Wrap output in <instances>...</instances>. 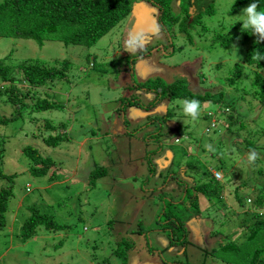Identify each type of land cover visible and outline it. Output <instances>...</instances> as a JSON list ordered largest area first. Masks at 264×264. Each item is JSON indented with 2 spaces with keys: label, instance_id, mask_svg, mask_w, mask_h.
<instances>
[{
  "label": "rangeland",
  "instance_id": "rangeland-1",
  "mask_svg": "<svg viewBox=\"0 0 264 264\" xmlns=\"http://www.w3.org/2000/svg\"><path fill=\"white\" fill-rule=\"evenodd\" d=\"M234 2L214 0L213 12L204 15L198 23L202 27L197 26L192 37H186V29L181 36L168 30L172 43L168 37L161 39L163 31L157 8L143 0L135 2L132 11L91 46L64 44L54 38L39 45L32 39L0 36V58L12 52L13 64L27 59V62L60 69L63 60L69 62L67 78L56 80L51 89L42 87L37 95L25 99L33 104L37 98H45L43 93L48 92L64 106L63 109L25 112L8 123L0 122V139L4 143L2 169L14 175L13 195L6 213L8 223L0 231V264H122L123 256L127 257L128 264H146L152 259L156 263L166 260V264H235L225 260L224 254H213L210 250H216L224 242H240L245 238V228L241 224L244 220V224L248 223L250 211L246 203L235 201L234 195L239 190V195L249 196V204L254 206L255 197L262 189L264 100L254 91L253 72L248 66L237 81L228 83L234 63L244 64L246 49L252 40L242 42V35L237 31L244 19L242 9L250 3L233 12L230 7ZM171 6L178 24L170 25L165 18V26L168 29L188 27L180 24L177 1ZM139 33L145 34L143 47L150 53L147 56L140 53L135 63H128L127 56L131 54L128 41ZM216 37L218 41L232 38L229 48L212 46ZM154 42L161 44L156 47ZM121 55L126 58L120 61ZM133 66L136 71L144 67L145 72L129 75L132 71L129 68ZM157 75L168 83L181 77L188 81L194 93L224 90L223 102L210 103L209 107H234L236 121L228 130V119L222 113L217 129L205 133L208 119L202 118L201 112L199 118L193 120L184 114L182 102L167 101L170 106L174 102L179 104L177 112H182L183 116H173V121L185 126V136L180 143L173 141L170 145L173 159L169 165H163L162 153L151 154L149 160L146 158L151 164L150 172L145 161L135 158L152 149L151 145L143 143L142 135L147 137L149 132L153 133L155 125L143 127L142 120L132 122V109L125 112L131 122H125L121 106L124 103L127 108L125 103L134 100L126 95L129 91L144 87L137 85L125 89L128 79L137 76L146 80ZM143 93L147 96L138 93L141 100L152 95ZM139 100L137 96L134 101L140 107ZM12 110V106L0 102L1 116H8ZM143 112L139 111L141 116ZM244 119L247 131H251V135L244 133V136L252 139L255 146L230 155L226 151L237 149L227 140H232L233 132L239 130ZM61 133L62 138L48 141ZM167 138L161 140L164 149L173 140L170 136ZM27 146H34L54 159L56 180H50L49 175L30 173V160L23 153ZM251 151L258 154L255 163L248 162ZM219 159L224 161L225 168H215ZM159 160L158 165L152 164ZM211 162L213 170L222 175L225 207L220 209L217 206L222 204H212L211 208H206L211 201L200 196L199 212L186 222L188 243H172L173 233L163 211L166 209L169 214L185 210L181 197L184 186L190 183L186 179L191 180V175ZM96 166H100L105 175L90 186L88 176ZM180 172L190 177L185 179ZM8 181L0 180V187L10 183ZM191 190L189 193L193 194ZM33 204L51 215L62 228L46 229L41 225L35 235L23 241L19 237L20 225L30 215L27 206ZM255 208L251 210L253 214ZM125 240L135 241V245L125 250L120 243Z\"/></svg>",
  "mask_w": 264,
  "mask_h": 264
},
{
  "label": "trees",
  "instance_id": "trees-1",
  "mask_svg": "<svg viewBox=\"0 0 264 264\" xmlns=\"http://www.w3.org/2000/svg\"><path fill=\"white\" fill-rule=\"evenodd\" d=\"M139 1L141 0H2L0 1V36L7 35L32 39L39 45L43 44L45 40L54 38L60 40L64 44L91 46L117 23L123 20L132 11L134 3ZM143 1L149 2L157 8L160 13L159 20L164 25H167L164 22L165 18L168 19V23L170 25L178 24L177 16L172 15L171 12L172 3L177 1L179 8L178 14L181 19L180 24L190 27L189 31H191V37L193 32L197 31V26L202 27L198 23L203 20L204 15L213 12L212 5L214 2V0H180V3H178V0ZM252 2L253 0H235L234 4L230 8L233 12H236L245 6L246 3ZM255 2L258 4L257 10L264 11V0H255ZM181 14L183 15L181 16ZM186 28L187 27H179L180 30H184ZM237 31L242 35V42H245L250 38H252V40L247 46L244 64L237 62L234 63L232 74L228 78V83L232 84L237 81L244 71L245 66H248L253 72L251 77H253L252 83L255 87L254 91L257 93L259 99L264 100V60L258 62L251 59V56L254 54V49H259L261 53H264V41L257 44L256 35L246 32L241 26L237 28ZM200 34L201 33H199V35ZM201 37H203V34H201ZM226 38V40L218 41L216 37L212 40L211 45L214 46L218 44L224 49H228L232 38ZM155 46L158 47L159 45L157 44ZM141 51L143 54L141 56H146V54L148 55L149 53L145 52L146 50ZM130 58L127 60L128 63L131 62L133 64L137 61V57L135 56H131ZM26 60H22L16 64L11 63L12 52L8 53L3 58H0V102L2 104H9L13 108L12 112L8 116L0 115V122L8 123L13 121L14 119L22 117L25 112L31 114L33 112L47 111L51 109L59 110L64 108V106L58 103V101H55L52 98V94L48 92L43 93L45 98H37L33 104L25 102V99L29 96L37 95L40 92L38 91L40 88L46 86L51 89V86L56 80L67 78L66 70H68L69 62L67 60H63L61 62L63 67L57 69L54 66L50 67L39 63H33V61L27 62ZM121 60L122 59H120V61ZM219 65L221 64H218L217 66ZM132 74L134 73L132 72ZM136 75H138V73H136ZM136 78L141 81L137 76ZM183 81L184 79L179 77L171 83H165L163 79L157 75L150 78L147 77L146 81L140 83L136 80L134 85L135 88L137 85H142L147 90L157 88L160 99L178 101L183 104L185 101L193 100L199 101L200 105H206L209 103L220 104L224 100L225 93L222 89L215 92L205 90L203 93H194L188 86L187 82ZM202 81L204 80L201 79V82ZM22 86L24 87L22 88ZM144 87H140L138 89ZM31 91L32 93H30ZM125 99L126 98L124 97L123 100ZM156 99H159V97ZM134 100L126 102L125 105L128 106L129 104H136ZM178 107L179 104H176V102H174L172 108L168 107L167 114L164 115L165 117L161 118V127L155 128L153 133L152 131L151 133L149 132L147 137L144 136V141H148V144L146 145H151L152 149L141 154L137 157L138 159L141 158L142 161H145L148 164L147 159L149 160L151 154H157V151L161 150L158 153L163 154L164 160L167 159L165 157V151L166 153L170 152L172 154L169 150L171 147L170 145L173 141L175 143H180L181 138L185 136V126L176 120L173 121V116H183L182 112H177ZM203 110L206 109L203 108L200 111L201 117L208 119V123L204 129V131L208 130L206 133L217 129L212 128L218 127L219 116L222 113L226 114V118L228 119V130L230 129V124L236 121L235 109L232 106L229 107V105H223L221 109L213 110V115H208V113ZM124 121L129 122V119L124 116ZM172 121L173 124H171ZM213 121L217 122V124H214ZM153 123L154 122H149L146 123V125L149 127L150 124ZM250 132L251 131H247L246 120H242V125L239 127V130L233 132L232 140H227L231 143L232 148L237 150L226 151V153L234 156V152H240L241 150L244 151V148L245 150H250L254 147L255 144L252 139L244 136V133L247 135L250 134ZM116 134L118 135L119 131H116ZM111 135L115 134L111 132ZM62 136V133L57 136H51L48 141L54 142L55 140L52 139H60ZM168 136L173 138V140L170 141L167 148L164 149L161 140L167 138ZM151 137H155V139H151ZM150 140L154 141L150 142ZM3 144V141L0 139V180H9L8 182L10 183L0 187V231L8 223L6 213L10 209L9 201L13 195L12 179L14 176L5 173L2 169L1 158L4 150ZM155 145L159 146L156 147ZM189 148L190 145H187L186 149ZM206 150H209V147H206ZM23 153L30 160V173L37 176L49 175L50 180H56L55 177L57 173L53 158L49 155L42 154L39 149L34 146L25 147L23 149ZM159 162L160 160L158 162L152 161V164L158 165ZM216 166L217 167L215 168L218 169L226 167L224 161L220 159L217 161ZM150 167L151 164H148L147 169L150 170ZM212 168V162L208 163L206 168H199L194 175H191L190 185L186 183L184 186V195L181 197V200H183V203L186 204H184V206L190 209V211H187L186 208L182 213L170 211L168 214L166 209L163 211L165 221H167L166 224L169 223L173 233V236H171L172 243H188L189 231L186 227V222L199 212L200 196H203L209 202H212L208 203L206 208H211L212 204H222V206H217L220 209L225 207V201L223 200V185L221 181H217L214 178L211 172ZM103 175H105L104 170L101 169L100 166L94 167L89 173L88 184L90 186H94L97 179ZM190 189L194 192L193 194L189 193ZM238 192L239 190L236 191L234 200L242 204L246 203L248 205L247 209L250 211V213L247 214L250 216V219L246 220L248 223L244 224V220L241 224L242 227L245 228V238H243L240 242H224L217 247L216 250L211 249L210 252L213 254L216 252L217 254L222 253L224 254L225 260L228 262L231 260L235 264H264V211H260L261 209H264V180L261 191H259L255 197L254 206L249 204L251 203L249 196L247 198L241 197ZM160 194L161 198H164V194L162 192ZM187 196H189L188 199H186ZM170 201L173 202L172 199ZM253 207H256L254 214L251 212ZM27 208L30 211V215L25 218L23 223L20 225L19 237H21L23 241L35 235L41 225H43L46 229L59 230L62 228V226L54 222L51 215L41 212L38 206L33 204L32 206H27ZM159 230L161 231V229ZM120 243L125 246V250L131 246L133 247L131 244L134 243L135 245V241L128 242V240L121 241ZM149 248L151 249V247ZM123 259L122 264H128L127 257L123 256ZM166 263V260L156 263V261L152 259L146 264Z\"/></svg>",
  "mask_w": 264,
  "mask_h": 264
},
{
  "label": "clouds",
  "instance_id": "clouds-1",
  "mask_svg": "<svg viewBox=\"0 0 264 264\" xmlns=\"http://www.w3.org/2000/svg\"><path fill=\"white\" fill-rule=\"evenodd\" d=\"M258 4L255 2V0H253L252 3H250L248 6H246L244 9H242V15L244 16V19L241 21L242 22V25L241 27L243 29H245L246 32H250V34H254L256 35L257 39H256V43L259 44L261 41H264V11H258ZM144 37H145V34L144 33H139L137 34L134 38L130 39L128 41V47L129 48H135L137 46H139L141 49L143 48V41H144ZM145 48H143L144 50ZM148 53V52H147ZM253 55L251 56V59L253 60H256V61H261V60H264V53H261V51L259 49H254L253 50ZM146 81V80H145ZM187 84H188V81H187ZM189 86V84H188ZM139 90V91H137ZM136 90V94H138L139 92H141L142 89H137ZM139 96V94L137 95ZM136 96V97H137ZM132 100V99H131ZM210 104V103H209ZM209 104H206V105H200V102L199 101H196V100H193V101H185L184 102V105H183V111H184V114L185 115H189L192 117L193 120H196L199 118V115H200V111L205 108V111L206 113H208V115H213V110H218V109H211L209 107ZM124 105V103H123ZM121 106L122 107V112L124 113L123 115V118L124 116H126L127 118H129L126 114H125V106ZM132 104H129L127 107H129L128 109H132L133 107H137V104H135V106H131ZM123 107H124V110H123ZM201 107V108H200ZM144 111V110H143ZM144 113L146 114L145 115V124H146V120H150L152 119V117H149L147 118L149 115H151L152 113L150 112H145ZM138 119L140 117H137ZM130 120V119H129ZM131 122V121H130ZM133 122V121H132ZM213 123L217 124V122L213 121ZM142 127V126H141ZM140 127V128H141ZM143 128V127H142ZM141 128V129H142ZM214 128H217V127H213L212 129ZM208 130L205 131V133L207 132ZM168 154H170V152H167V159H165V162H164V166L169 165L170 161L172 162V154H170L168 156ZM172 156V157H171ZM258 154L254 151H251L249 153V156H248V162L249 163H255V161L258 159ZM135 159H138L137 157ZM162 163V162H161ZM206 165V164H205ZM177 166H181L180 164H177ZM184 170V168H183ZM211 172L214 176V172H218V171H215L213 170V168L211 169ZM182 173V172H180ZM220 173V172H219ZM171 174V173H169ZM183 174V173H182ZM221 174V173H220ZM172 175V174H171ZM183 176L186 178L190 177V176H186L183 174ZM215 178V177H214ZM216 179V178H215ZM187 181H190L189 179H186ZM221 180H222V175H221ZM221 180H217V181H221Z\"/></svg>",
  "mask_w": 264,
  "mask_h": 264
},
{
  "label": "flooded vegetation",
  "instance_id": "flooded-vegetation-1",
  "mask_svg": "<svg viewBox=\"0 0 264 264\" xmlns=\"http://www.w3.org/2000/svg\"><path fill=\"white\" fill-rule=\"evenodd\" d=\"M160 13H158V17H159ZM174 28V29H173ZM175 29L177 31H175ZM190 27H187L186 28V37L189 36L190 37V34H191V31H189ZM161 30L163 31L162 35H163V38L161 39H166L168 36H169V33H168V30L169 31H173L174 35L175 36H181L184 34V32L182 30H179V28H175V27H171L170 29H168V26H165L164 24L161 23ZM165 36V37H164ZM170 43H172V39L171 37H168ZM146 40V38L144 37V41ZM159 40V39H158ZM143 41V42H144ZM157 42V41H156ZM153 44H161L160 42L159 43H153ZM176 79V78H175ZM174 79V80H175ZM173 80V81H174ZM165 83H168L167 81L163 80ZM172 81V82H173ZM142 91L139 92L140 95H144V96H147V94H144L143 91H146L150 94H152L150 97H143L144 100H141L140 98V95H139V101H137L139 104H140V107L145 111V112H150L152 113L151 115H149L147 118L149 117H152V119L150 120H146V123H149V122H154L153 124L155 125V128H160L161 127V118L165 117L164 115L167 114V109L168 107L169 108H172V106L166 104L167 103V100H164V99H160V95H159V91L157 90V88H152L151 90H147V89H144L141 88ZM152 97V98H151ZM159 99H156L158 98ZM148 98H150L149 100H147ZM174 105V104H173ZM132 106V105H131ZM130 107V106H129ZM126 108L125 112H127L128 108ZM127 115V114H126ZM136 115L134 114V117ZM136 119H138L137 117H135ZM129 119V118H128ZM132 119V118H131ZM124 120V118H123ZM130 121V120H129ZM151 125V124H150ZM143 127H147L146 124H143ZM158 143V142H157ZM156 143V144H157ZM156 147H158L159 145H155ZM162 148V147H161ZM161 151V150H160ZM160 151H157V154H159L158 152ZM166 152V151H165ZM167 155V153H166ZM165 155V156H166ZM163 163V162H162ZM161 163V164H162ZM164 164V163H163Z\"/></svg>",
  "mask_w": 264,
  "mask_h": 264
},
{
  "label": "crops",
  "instance_id": "crops-1",
  "mask_svg": "<svg viewBox=\"0 0 264 264\" xmlns=\"http://www.w3.org/2000/svg\"><path fill=\"white\" fill-rule=\"evenodd\" d=\"M143 48H144V47H143ZM143 48H142V49H141V48H137V49H136V48H131V49H130V51H131L130 53H131V54L128 55L129 58H130L131 56H135V57L137 56V58H138V55H139L140 53H142L141 50H143ZM149 53H150V52H149ZM149 53H148V54H149ZM128 56H127V60L129 59ZM146 56H147V54H146ZM122 58H126V57H124V56L121 55L120 59H122ZM129 69H132V71H130L129 75H134V74H132V72H133V73H144V72H145V68H144V67H143V68L141 67V70H139V69L137 68V71H136V68H134V67H133V68H129ZM133 69H134V71H133ZM142 69H143V72H142ZM138 78L141 80V81H139V80L136 78L137 82L139 81L138 83L145 81V80L143 79L144 77H142V78L138 77ZM136 80H135V78H133V77H132V79H130V80L128 79V83H127V84L124 83L125 89H132L133 86L135 87L134 82H135ZM146 80H147V79H146ZM126 95H127L130 99H131V98H132V99H135V98H136V96H135V95H136V90H134V92H133V91H129V93H127ZM125 98H126V96H125ZM130 99H129V100H130ZM132 105L135 106V104H132ZM139 111L141 112V111H143V109H142L141 107H139L138 105H137V107H133V108H132L131 112H132V116H133V118L131 117V118H132L131 120H132V121L142 120V121H143V124H145L144 119H145V115H146V114L143 112V115H144V116H141L140 113H139ZM134 114L136 115L135 117H140V118H139V119H136V118L134 117ZM115 134H116V133H115ZM142 136H143V138H142L143 143H144V144H148V141H147V142L144 141V140H145V138H144L145 135H142ZM141 143H142V142H141Z\"/></svg>",
  "mask_w": 264,
  "mask_h": 264
},
{
  "label": "built area",
  "instance_id": "built-area-1",
  "mask_svg": "<svg viewBox=\"0 0 264 264\" xmlns=\"http://www.w3.org/2000/svg\"><path fill=\"white\" fill-rule=\"evenodd\" d=\"M214 177L216 180H221V174L219 172H214Z\"/></svg>",
  "mask_w": 264,
  "mask_h": 264
},
{
  "label": "water",
  "instance_id": "water-1",
  "mask_svg": "<svg viewBox=\"0 0 264 264\" xmlns=\"http://www.w3.org/2000/svg\"><path fill=\"white\" fill-rule=\"evenodd\" d=\"M170 154H168V156H169Z\"/></svg>",
  "mask_w": 264,
  "mask_h": 264
}]
</instances>
